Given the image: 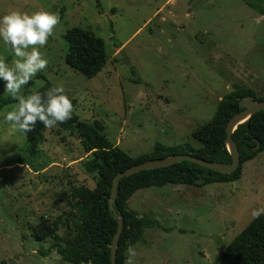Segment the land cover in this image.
I'll list each match as a JSON object with an SVG mask.
<instances>
[{
	"label": "rangeland",
	"instance_id": "obj_1",
	"mask_svg": "<svg viewBox=\"0 0 264 264\" xmlns=\"http://www.w3.org/2000/svg\"><path fill=\"white\" fill-rule=\"evenodd\" d=\"M38 10L60 22L40 49L46 69L20 94L47 82L63 87L74 114L132 157L156 143L198 147L193 132L212 120L218 97L234 84L264 97V0H0V16ZM74 27L104 41L106 64L94 78L65 63L64 35ZM0 58L15 59L2 42ZM7 98L0 83V104ZM15 105L0 107V264H69L53 248L56 238L37 235L58 221L59 241L76 236L67 196L82 185L95 190L91 153L75 127L60 125L30 149L25 134L3 121ZM126 205L160 226L145 230L125 264H231L222 253L264 214V150L245 162L236 184L140 189Z\"/></svg>",
	"mask_w": 264,
	"mask_h": 264
},
{
	"label": "trees",
	"instance_id": "obj_2",
	"mask_svg": "<svg viewBox=\"0 0 264 264\" xmlns=\"http://www.w3.org/2000/svg\"><path fill=\"white\" fill-rule=\"evenodd\" d=\"M64 38L69 45L65 56L67 66L89 79L96 77L104 69L106 52L104 41L100 37L90 30L74 27L67 30ZM132 72L136 74L134 70ZM135 81L139 82L138 79ZM31 84L33 81L28 85ZM51 87L56 86L47 82L37 92L43 93ZM246 97L264 101V97L257 96L253 89L235 84L233 91L219 102L212 120L193 132L192 137L199 144L198 147L191 144L165 146L156 143L152 152L137 157H132L113 145L103 134L101 127L81 121L72 112L71 119L58 125L64 128L75 127L84 150L92 156L86 163V168L97 175L98 181L95 190L82 185L72 188L67 196V204L76 214L73 222L76 234L74 238L64 243L59 241L55 234L59 224L56 221L53 229L45 228L37 235V239L43 241L48 237L56 238L53 248L69 264H111V244L118 229V222L109 207L114 177L135 165L174 155L192 154L210 162L231 163L226 128L229 121L244 110L240 107V101ZM71 102L73 105V100ZM13 103H17L13 98L3 99L0 107ZM48 129L37 122L30 132L24 133L30 149L42 142ZM232 139L240 153V166L232 174H222L184 161L162 169L142 171L120 181L115 208L123 218V228L118 243L117 264H125L126 249L142 241L146 229L160 226L154 219L141 218L129 211L126 203L132 195L140 189L162 188L169 184L198 185L196 182L199 179H203L204 184L238 181L245 162L264 150V110L239 125ZM47 252L50 253L51 249ZM222 257L231 264H264V214L257 215L250 222L228 245Z\"/></svg>",
	"mask_w": 264,
	"mask_h": 264
},
{
	"label": "clouds",
	"instance_id": "obj_3",
	"mask_svg": "<svg viewBox=\"0 0 264 264\" xmlns=\"http://www.w3.org/2000/svg\"><path fill=\"white\" fill-rule=\"evenodd\" d=\"M59 22L57 13L44 10L31 14L12 11L0 16V42L15 57L10 64L0 58V83L3 92L17 101L13 110L3 113V121L20 132H30L37 122L48 129L71 119L73 105L61 86L48 88L43 93L20 94L24 85L46 69L48 60L40 49L47 44ZM126 252L129 256L135 254L132 247Z\"/></svg>",
	"mask_w": 264,
	"mask_h": 264
},
{
	"label": "water",
	"instance_id": "obj_4",
	"mask_svg": "<svg viewBox=\"0 0 264 264\" xmlns=\"http://www.w3.org/2000/svg\"><path fill=\"white\" fill-rule=\"evenodd\" d=\"M122 55H123L124 63L130 66L131 64L128 61V59L125 57L124 54ZM240 107L244 110L236 114L229 121L227 128H226V133H227L226 143L228 145V149L231 155V159H232L231 163L210 162L205 159H201L197 156H194L192 154L174 155L166 159L150 160V161L135 165L131 168H128L125 171L119 172L114 177L113 182H112L111 196L109 198V207H110V210L112 211L113 216L118 222V229H117V232L111 244V264H117L116 263L117 249H118L119 238H120V235L122 233V228H123V218L117 213L116 208H115V202L117 199V191H118L120 181L125 177L135 175L142 171L162 169V168H166V167H169V166H172L174 164H178L184 161L194 163L203 168H206V169H209L215 172H219L222 174L234 173L240 166V153H239L236 143L232 139V135L239 125L245 123L257 112L264 110V101H255L252 97H246L245 99H242L240 101ZM258 147L259 145L255 148V150H257ZM202 183H204L203 179H199L196 182V184H202ZM233 184H236V181H234ZM90 264L92 263L90 262Z\"/></svg>",
	"mask_w": 264,
	"mask_h": 264
},
{
	"label": "crops",
	"instance_id": "obj_5",
	"mask_svg": "<svg viewBox=\"0 0 264 264\" xmlns=\"http://www.w3.org/2000/svg\"><path fill=\"white\" fill-rule=\"evenodd\" d=\"M234 85H235V84H234ZM232 87H233V85L228 86V87H227V88L229 89L228 91H230V90L232 91ZM247 88L253 89V90L256 92V90H255L253 87H251L250 85H248ZM222 98H223V97H218V102H220Z\"/></svg>",
	"mask_w": 264,
	"mask_h": 264
}]
</instances>
